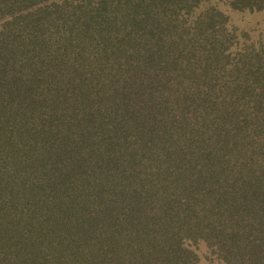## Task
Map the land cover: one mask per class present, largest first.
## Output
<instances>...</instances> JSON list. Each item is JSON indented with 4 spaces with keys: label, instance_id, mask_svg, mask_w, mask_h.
Returning <instances> with one entry per match:
<instances>
[{
    "label": "trees",
    "instance_id": "1",
    "mask_svg": "<svg viewBox=\"0 0 264 264\" xmlns=\"http://www.w3.org/2000/svg\"><path fill=\"white\" fill-rule=\"evenodd\" d=\"M264 0H0V264H264Z\"/></svg>",
    "mask_w": 264,
    "mask_h": 264
},
{
    "label": "rangeland",
    "instance_id": "2",
    "mask_svg": "<svg viewBox=\"0 0 264 264\" xmlns=\"http://www.w3.org/2000/svg\"><path fill=\"white\" fill-rule=\"evenodd\" d=\"M231 21L240 31L260 32L264 30V10L260 12H232Z\"/></svg>",
    "mask_w": 264,
    "mask_h": 264
}]
</instances>
